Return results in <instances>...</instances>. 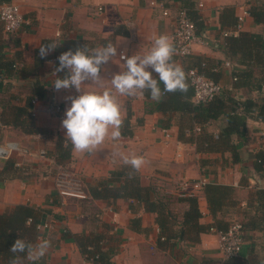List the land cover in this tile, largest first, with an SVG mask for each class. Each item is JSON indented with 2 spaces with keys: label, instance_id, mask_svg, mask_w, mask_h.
Instances as JSON below:
<instances>
[{
  "label": "crops",
  "instance_id": "obj_1",
  "mask_svg": "<svg viewBox=\"0 0 264 264\" xmlns=\"http://www.w3.org/2000/svg\"><path fill=\"white\" fill-rule=\"evenodd\" d=\"M155 2L156 5H151ZM18 6L23 22L18 31L5 33L0 22V37L5 40V53L14 58L17 67L13 75L3 81L0 98L13 104H23V98L38 80L44 84V95L36 99L33 116L38 132L22 131L0 125V143L6 140L20 143L21 152L11 157L21 164V178L0 180V214L18 205L31 207L38 212L40 229L32 244L40 239L51 241L46 255L38 261L23 259V264H92L79 251L74 235L100 234L101 247L113 253V264H264V211L258 205L256 192L264 189V169L255 172L253 157L264 152V121L257 117V105L263 100L264 89L253 88L256 80L264 77V54L260 64H252L249 85L234 87L233 74L247 70L249 61L241 53L229 56L225 47L227 38L240 33L256 34L264 39V26L254 22L248 14L251 7H260L264 0H11ZM202 3V7H197ZM191 5L202 24L199 37L192 46L191 57L204 59L214 73L222 90L229 91L238 101L252 100L245 121V140L239 152L240 163H232L230 155L197 153L193 145L178 139L176 116L167 118L153 110L148 91L143 96H121L112 89L121 106L123 126L120 138L113 140L111 131L104 143L92 153L77 152L71 147L70 159L65 168L82 181L86 199L61 200L54 188L56 146L59 140L67 141L61 122L50 116L48 103L54 101L63 107L70 106L69 96L79 93L75 88L56 90V48L41 58V44H62L65 40L81 41L88 48H96L108 41L117 45V56L102 65L100 75L103 84L111 88L113 73L123 69L119 53L131 56L145 54L152 46L154 37L171 34L180 8ZM185 6V7H184ZM101 7L102 11L97 9ZM163 10L168 12L163 14ZM245 13V15H244ZM243 16L240 29L232 24L234 18ZM226 34V35H225ZM191 57L173 55L175 64L185 69L192 64ZM230 63L231 66H226ZM215 69V70H213ZM154 75V78H158ZM89 83V82H86ZM84 90L102 91L92 84L81 86ZM240 106L239 109H241ZM1 113V108H0ZM221 123H212L208 131L218 132ZM166 126V127H165ZM166 129L168 136L163 130ZM69 142V141H68ZM70 143V142H69ZM132 154L143 156L145 164L137 171L144 187L155 194L175 200L183 182H195L205 178L207 183L232 186L236 204L219 216L230 224L239 222L245 231V240L239 255L222 258L218 250V238L214 231L201 233L196 243H158L159 229L155 214L145 211L143 205L124 199L95 200L88 193L111 172L123 166L122 158ZM5 159H0V171ZM27 170V173L24 171ZM199 222L212 226L202 192L197 193ZM184 204L172 202L170 211L181 215ZM138 219L133 227L130 221ZM180 216L178 217V221ZM47 225V226H45ZM175 229V226H173ZM27 255V254H26Z\"/></svg>",
  "mask_w": 264,
  "mask_h": 264
},
{
  "label": "trees",
  "instance_id": "obj_2",
  "mask_svg": "<svg viewBox=\"0 0 264 264\" xmlns=\"http://www.w3.org/2000/svg\"><path fill=\"white\" fill-rule=\"evenodd\" d=\"M11 0H0V5L10 3ZM185 7V6H184ZM189 19L194 23L196 33L199 37V29L202 24L193 7L189 4L185 7ZM248 14L254 22L264 26V3L260 7H251ZM237 22L234 18L232 24ZM87 46L81 41L65 40L56 48V67H58L57 57L64 51L77 47ZM6 42L0 37V92H3V81L10 78L17 67V57L20 52L15 53L14 58H8L5 53ZM228 54L232 57L236 53H241L242 57L249 62L246 63L247 70L241 74H233L234 87L249 85L251 80L252 64L259 65L264 54V39L256 34L240 33L239 36H230L227 38L225 45ZM188 57H191L188 56ZM193 62L189 69H197L207 78L217 82L216 77L208 68L204 59L191 57ZM202 64H205L203 67ZM57 76L63 77L64 72L56 73ZM158 79V78H156ZM187 91L181 93H164L160 102L153 101L151 106L153 110H147L161 114L169 120L173 115L176 116L178 127V139L186 144L193 145L197 153L204 154H221L228 153L232 163L242 162L239 152L242 141L245 140V121L249 109L254 105L252 100L245 102L238 101L229 91L222 90L209 102L205 104H195L192 101L194 89L190 85L187 77ZM253 86L257 91L264 89V77L260 76ZM163 91V84L161 83ZM44 95V84L36 80L28 95L23 98V104H13L11 100L15 99L14 95L9 99L0 98V125L4 127L15 128L24 134H34L38 132L33 116V105L36 99ZM146 98H151L146 95ZM240 106H242L241 109ZM257 117L264 121V94L263 100L257 105ZM221 123L218 132L208 131L207 127L212 123ZM166 127V126H165ZM71 143L59 140L56 146L55 162L58 165L65 166V161L70 159ZM17 160L10 157L5 159L0 171V180L21 178V168L16 166ZM253 169L260 172L264 169V152L258 151L253 157ZM202 194L204 195L208 210L214 222L212 226H204L199 222L201 213L198 208V196L177 197L175 200L158 196L150 187L142 186L137 171L126 165L111 172L108 179L101 180L95 187L89 188L88 193L95 200H116L124 199L143 205L145 211L155 214V222L159 229L158 243L165 246L169 242H186L189 244L196 243L201 233L208 230L225 231L229 223L219 216L224 215L230 208H233L236 201L233 198L234 188L227 185L206 183L203 186ZM258 205L264 211V189L257 192ZM172 202L184 204L186 209L181 215L173 214L170 211ZM37 210L18 205L9 212L0 214V264H9L14 254L10 247L16 239H23L32 243L36 237V227L39 223ZM180 219L178 221V217ZM138 219L130 221L133 227ZM175 226V229H173ZM72 239L77 244L80 253L84 259L92 264H113L111 257L113 253L104 250L101 247L103 237L100 234L92 235H74ZM166 247V246H165ZM25 257L26 253H17ZM230 259V258H229ZM227 260V259H226ZM202 260V264H207Z\"/></svg>",
  "mask_w": 264,
  "mask_h": 264
},
{
  "label": "clouds",
  "instance_id": "obj_3",
  "mask_svg": "<svg viewBox=\"0 0 264 264\" xmlns=\"http://www.w3.org/2000/svg\"><path fill=\"white\" fill-rule=\"evenodd\" d=\"M57 46L56 43L41 44V58ZM175 51L168 36L158 35L154 37L152 46L145 54L135 53L128 56L120 52L119 61H122L123 69L113 73L108 79L111 88L104 86L105 78L100 73L102 65L108 64L117 56L116 44L108 41L96 48L90 49L84 45L77 47L75 51L69 49L62 52L57 57L58 67L54 72L65 74L62 78L57 76L53 86L56 90L72 87L79 93L66 97L70 106L66 108L65 118L61 121L62 128L66 130L65 137L73 149L81 153L97 151L108 136L110 128L111 138H120L123 126L121 106L112 89L121 96H134L137 93L143 96L148 91L151 99L156 102L162 100L164 93L186 92L188 85L185 72L172 60ZM85 84H92L103 90H84L81 86ZM122 160L133 172L145 164L143 156L136 154L124 156ZM50 247L51 241L48 239L42 238L36 244L16 239L10 247L14 256L9 264H23L24 258L16 255L17 253H26L28 260L38 261L46 255Z\"/></svg>",
  "mask_w": 264,
  "mask_h": 264
},
{
  "label": "built area",
  "instance_id": "obj_4",
  "mask_svg": "<svg viewBox=\"0 0 264 264\" xmlns=\"http://www.w3.org/2000/svg\"><path fill=\"white\" fill-rule=\"evenodd\" d=\"M151 5H156V3L151 2ZM197 7L201 8L202 3H198ZM97 11L101 12L102 8L99 7ZM163 14L167 15L168 12L163 10ZM243 21V16H238L235 29H240ZM0 22L5 33L13 34L18 31L23 22L18 6L11 2L0 5ZM171 39L172 44L175 46V55L177 57L184 58L191 55L192 46L197 42L198 35L196 33L195 25L189 19L185 8H180L177 12ZM202 66L204 67L205 64H202ZM226 66L231 65L230 63H226ZM185 76L194 89L192 101L195 104H205L222 91V87L219 83L214 82L202 73H199L197 69H189L185 71ZM46 111L50 116L58 119L60 122L65 118V111L61 104L57 102L52 101L48 103ZM163 132L165 136H168V131L166 129H164ZM20 152L21 146L17 141L6 140L0 143V159H8L13 154H18ZM20 165L21 164H17V166ZM27 172V170L24 171V173ZM206 183L207 181L203 177L195 182H183L179 186V192L177 195L178 197L196 196L198 192L202 191L203 186ZM54 188L57 195L63 201L68 199L83 200L87 198L80 178L72 174L63 166L56 167ZM36 228L40 229L41 226L37 225ZM211 231H214L217 234L218 250L222 258L229 259L240 254L245 240V231L241 223H232L225 231H216L214 229H211Z\"/></svg>",
  "mask_w": 264,
  "mask_h": 264
},
{
  "label": "rangeland",
  "instance_id": "obj_5",
  "mask_svg": "<svg viewBox=\"0 0 264 264\" xmlns=\"http://www.w3.org/2000/svg\"><path fill=\"white\" fill-rule=\"evenodd\" d=\"M235 223V222H234ZM237 223H239L238 221H237Z\"/></svg>",
  "mask_w": 264,
  "mask_h": 264
}]
</instances>
